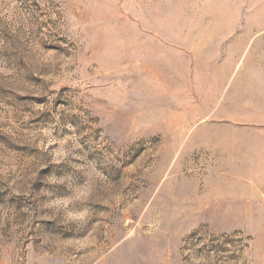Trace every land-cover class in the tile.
<instances>
[{
  "label": "rangeland",
  "instance_id": "obj_1",
  "mask_svg": "<svg viewBox=\"0 0 264 264\" xmlns=\"http://www.w3.org/2000/svg\"><path fill=\"white\" fill-rule=\"evenodd\" d=\"M0 264H264V0H0Z\"/></svg>",
  "mask_w": 264,
  "mask_h": 264
}]
</instances>
